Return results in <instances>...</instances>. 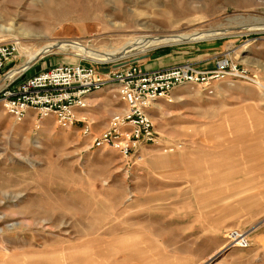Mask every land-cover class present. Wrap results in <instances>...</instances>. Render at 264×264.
<instances>
[{"label": "rangeland", "instance_id": "obj_1", "mask_svg": "<svg viewBox=\"0 0 264 264\" xmlns=\"http://www.w3.org/2000/svg\"><path fill=\"white\" fill-rule=\"evenodd\" d=\"M0 17V27L17 29L3 37L20 38L22 47L2 76L51 43L110 51L216 30L224 32L120 61L137 57L164 70L198 46L226 47L258 83L177 88L174 103L159 100L149 110L161 142L129 158L92 147L93 135L124 108L116 87L89 97L88 134L80 122L64 130L47 119L38 128L33 113L16 122L0 103V264H264V250L252 245L264 237V29L239 30L264 22V0H0ZM120 61L93 62L66 48L37 59L22 78L59 63L105 74ZM232 230L251 247H232ZM130 240L132 260L101 254Z\"/></svg>", "mask_w": 264, "mask_h": 264}, {"label": "built area", "instance_id": "obj_2", "mask_svg": "<svg viewBox=\"0 0 264 264\" xmlns=\"http://www.w3.org/2000/svg\"><path fill=\"white\" fill-rule=\"evenodd\" d=\"M3 35L0 33V82L4 80L0 103L6 113L16 122H23L33 113L38 128L47 119H53L64 130L80 122L85 124L84 134H88L92 126L85 116L90 106L89 97L104 88L116 87L124 108L112 115L99 135H93L92 147L112 148L125 158L137 155L145 146L161 142L149 110L159 100L174 103L177 88L191 85L208 91L228 79L258 84L248 69L229 56L219 58L210 71L200 70L189 62L146 71L135 62L100 74L94 65L59 63L26 78L22 76L29 69L13 79H5L7 74L2 75L8 65L20 55V42ZM181 148V143L170 144L165 151L173 153ZM228 237L232 247H251L247 236L238 230L230 231Z\"/></svg>", "mask_w": 264, "mask_h": 264}, {"label": "bare ground", "instance_id": "obj_3", "mask_svg": "<svg viewBox=\"0 0 264 264\" xmlns=\"http://www.w3.org/2000/svg\"><path fill=\"white\" fill-rule=\"evenodd\" d=\"M240 19L242 17H239ZM0 20L2 18L0 17ZM257 21V20H256ZM264 22H258L256 24L247 25V26H241L239 30H247V29H264L263 27ZM17 29L13 24L10 26H1L0 27V33L4 34L15 32ZM224 31H216V30H209L206 32H200V31H194L188 35H172V36H157V37H151V38H143L140 40H134L129 43H127L123 48L116 49V50H110V51H96V50H90L86 47L69 43V42H63V43H51L47 44V46H43L40 48H37L33 51H31L28 55V60L24 65H21L17 68H14L8 72L5 79H13L14 77L21 75L23 72L30 69L31 65L39 58L44 56L45 54H50L55 51H60L62 49L70 48L72 52L82 55L84 58L89 59L93 62H111V61H120L122 59H126L128 57H132L141 53H144L145 51L162 45H170V44H178V43H185V42H193L198 40H203L206 38H212L215 37ZM19 33L21 36L24 37H33L35 36L34 31H27L21 29L19 30ZM5 37L7 34L4 35ZM9 36V35H8ZM17 39H20L16 37ZM15 38V39H16ZM16 39V40H17ZM20 42V41H19ZM21 42H20V49H21ZM4 81V80H2ZM2 83V82H0ZM0 87H3V83L0 85ZM111 87V86H110ZM113 91V90H112Z\"/></svg>", "mask_w": 264, "mask_h": 264}, {"label": "crops", "instance_id": "obj_4", "mask_svg": "<svg viewBox=\"0 0 264 264\" xmlns=\"http://www.w3.org/2000/svg\"><path fill=\"white\" fill-rule=\"evenodd\" d=\"M214 48L217 49V47H213L212 45L204 46V47L198 46L192 52H190V51L184 52L183 57H179L178 61H173V63H168L167 65H165V64L161 65V69H165V68L167 69V68H170V67L177 65V64L189 62L200 70L210 71V70L214 69L216 61L219 58H221L223 56H229L230 55V54H226V52H227L226 47L223 48L222 50H219L216 52L211 51ZM140 65L146 71L156 70L155 68L152 67L151 64L146 65V64L140 63ZM34 66H35V64L31 68H33ZM36 73H38V72H36ZM124 243L119 244L118 247L116 246L117 244H115L114 245L115 247H113L111 249L110 248H105V249L103 248L101 250V254L103 255L105 252L108 254L109 257H111L113 254L119 253L121 251V252H125L128 254V256H127L128 261L134 259L132 252L135 250V248H134L135 242L130 240L128 243L127 242H124ZM252 245H253V247L254 246L259 247V248L264 250V237H261L257 241H254L252 243ZM98 255H100V251H99V253L96 254V256H98ZM89 261L92 262L91 260H89Z\"/></svg>", "mask_w": 264, "mask_h": 264}, {"label": "water", "instance_id": "obj_5", "mask_svg": "<svg viewBox=\"0 0 264 264\" xmlns=\"http://www.w3.org/2000/svg\"><path fill=\"white\" fill-rule=\"evenodd\" d=\"M138 61H139V58L134 57V58L131 59L130 61H120V62H118V63H116V64L114 65V67H115V68H119V67H122V66H124V65H126V64H128V63H135V62H138Z\"/></svg>", "mask_w": 264, "mask_h": 264}]
</instances>
